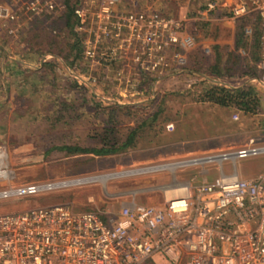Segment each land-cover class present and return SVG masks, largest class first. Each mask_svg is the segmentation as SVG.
<instances>
[{"label": "rangeland", "instance_id": "obj_1", "mask_svg": "<svg viewBox=\"0 0 264 264\" xmlns=\"http://www.w3.org/2000/svg\"><path fill=\"white\" fill-rule=\"evenodd\" d=\"M206 1L115 0L117 12L150 8L181 20L176 42L165 46L162 60L148 62L144 71L128 59L97 62L83 52L93 50L95 14L102 0H71L80 20L72 32L64 25L63 0H0V144L7 148L11 173L10 180H0V189L68 182L3 199L0 213L66 203L76 212L106 218L134 199L163 202L162 185L174 175L178 181L197 179L201 168L185 165L172 174L169 167L249 147L251 139L264 145V94L250 81L259 70V49L257 60L252 53L258 19L253 14L235 19L226 8L201 14ZM241 23L245 45L237 46ZM187 38L191 42L182 44ZM216 63L224 78L210 75ZM217 84L252 89L259 107L243 113L204 101L209 87ZM169 123L172 129H167ZM105 128L114 129L119 143L136 129L133 146L100 156L65 157L59 149L99 147ZM157 165L166 167L145 171ZM215 166L204 168L214 176L219 174ZM223 168L229 172L230 161ZM235 169L250 177L263 172L264 152L237 159Z\"/></svg>", "mask_w": 264, "mask_h": 264}, {"label": "built area", "instance_id": "obj_2", "mask_svg": "<svg viewBox=\"0 0 264 264\" xmlns=\"http://www.w3.org/2000/svg\"><path fill=\"white\" fill-rule=\"evenodd\" d=\"M113 4L115 0H102L95 14L93 50L83 52L97 62L128 59L148 71V62L162 60L164 47L176 42L181 20L150 8L117 12ZM224 8L235 19L250 14L258 19L259 70L250 81L264 94V0H207L199 13ZM76 13L81 17L79 10ZM7 19L12 21L14 15ZM186 42L190 38L182 44ZM253 142L169 167L172 174L185 165L201 168L197 179L178 181L174 175L162 185L163 205L132 200L106 218L92 211L76 212L66 203L2 212L0 264H150L157 259L166 264H264V171L242 177L235 169L237 159L264 152V145ZM225 161L232 165L229 172L223 168ZM209 164H215L219 174L213 176L204 168ZM10 177L8 151L0 144V180ZM67 183L3 188L0 201Z\"/></svg>", "mask_w": 264, "mask_h": 264}, {"label": "trees", "instance_id": "obj_3", "mask_svg": "<svg viewBox=\"0 0 264 264\" xmlns=\"http://www.w3.org/2000/svg\"><path fill=\"white\" fill-rule=\"evenodd\" d=\"M65 11H64V25L65 27L72 32L73 28L76 25H80V20L74 15V4H71V0H63ZM245 20V18H242L240 22ZM238 32L236 34V45L237 46H244L243 40H244V23H241L237 27ZM253 55L254 59H258V49H259V31H254L253 33ZM243 44V45H241ZM79 45V43H78ZM76 46V43H74L73 48L77 50V53L81 52V48ZM217 47V46H216ZM79 56V55H78ZM220 57H218V60ZM212 73H210L211 76L214 77H221L224 78L222 75V71H220L217 67V63L212 67ZM250 74H254V71ZM218 86V87H217ZM217 86H211L207 90L206 94L203 95L204 101H211L212 103L222 106V107H231L234 106L238 108L243 113H248L255 111L259 105L260 101L257 97L256 93L253 92L252 89L247 87H238V88H227L220 84H217ZM109 122H113L112 120H109ZM113 128H105L104 133L102 134L100 138V146L99 147H80V146H69L65 145L64 147H60L59 149L65 152V157H72L76 155H82V154H93L96 156L100 155H111L115 153H119L125 149H127L130 146H133L135 135L137 130L132 129V131L127 135L126 140L119 143V140L116 139V137L113 136ZM101 135V134H99ZM98 135V136H99Z\"/></svg>", "mask_w": 264, "mask_h": 264}, {"label": "crops", "instance_id": "obj_4", "mask_svg": "<svg viewBox=\"0 0 264 264\" xmlns=\"http://www.w3.org/2000/svg\"><path fill=\"white\" fill-rule=\"evenodd\" d=\"M166 127H167V129H172V128H173V125H172L171 123H169V124L166 125ZM172 153H173V152H172ZM199 171H200V170H199ZM241 176H242V177H250L251 175H250V176H244V175H241ZM170 182H171V181H170ZM170 182H168V183H170ZM134 201H135V202H138V203L141 202L140 199H139V200H138V199H137V200L134 199ZM151 202L156 203V204L159 206V205H163V203H164V199H163V202H162V201L160 202L159 200L152 201L151 199H149V201H148V200H145V201H144V203H146V204L151 203ZM156 204H153V205H156Z\"/></svg>", "mask_w": 264, "mask_h": 264}]
</instances>
